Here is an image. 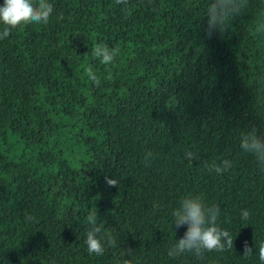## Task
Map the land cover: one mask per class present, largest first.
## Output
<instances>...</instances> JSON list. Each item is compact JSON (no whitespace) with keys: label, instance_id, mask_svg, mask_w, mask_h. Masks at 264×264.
<instances>
[{"label":"trees","instance_id":"16d2710c","mask_svg":"<svg viewBox=\"0 0 264 264\" xmlns=\"http://www.w3.org/2000/svg\"><path fill=\"white\" fill-rule=\"evenodd\" d=\"M49 2L48 24L0 40V264H121L127 249L134 264H261L264 167L240 144L264 134V0L211 37L212 0ZM94 44L119 54L104 65ZM196 195L220 206L233 247L170 257L187 228L172 213ZM92 210L117 244L100 256Z\"/></svg>","mask_w":264,"mask_h":264},{"label":"clouds","instance_id":"9594fccd","mask_svg":"<svg viewBox=\"0 0 264 264\" xmlns=\"http://www.w3.org/2000/svg\"><path fill=\"white\" fill-rule=\"evenodd\" d=\"M118 4H127L128 0H116ZM245 7L244 0H212L208 8V35L211 37L215 32H223L228 26L231 18L238 15ZM54 12L53 4L49 0H3L0 5V40H4L11 35L13 29L21 25L28 24H48ZM58 19H63L61 14ZM264 30V24H260L257 31ZM92 56L99 58L104 65H110L119 54L118 48H109L106 44H94ZM89 79L97 86L100 80L91 67L86 69ZM240 147L247 153H252L264 167V134H258L257 128L253 127L241 137ZM152 153L145 155L146 166L150 163ZM185 157L191 162L195 158V153L186 152ZM232 167V162L224 160L222 165L213 164L209 171L214 170L217 174H223ZM108 187L119 185L117 178L105 177ZM158 208V204H154ZM221 213L219 205L208 206L201 195L190 196L181 202V206L172 213L176 228L187 225L184 235L177 240L176 244L169 250L170 257H178L184 253H193L201 258L205 251H225L233 247V237L226 229L219 227L217 221ZM243 220L250 218V212L243 210L241 213ZM31 221L32 216H26ZM89 228L86 232L85 244L90 254L103 255L107 247H116V240L110 233H103V225L98 223L97 210H92L87 215ZM253 248L245 241L244 256L252 254ZM259 260L264 264V243L258 248ZM128 257L121 264H134L131 259L132 249H127L122 253Z\"/></svg>","mask_w":264,"mask_h":264}]
</instances>
